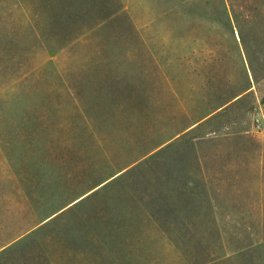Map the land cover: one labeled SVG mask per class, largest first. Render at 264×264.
<instances>
[{
  "label": "rangeland",
  "instance_id": "rangeland-1",
  "mask_svg": "<svg viewBox=\"0 0 264 264\" xmlns=\"http://www.w3.org/2000/svg\"><path fill=\"white\" fill-rule=\"evenodd\" d=\"M119 6L131 87L73 83L81 38L0 86V264H264V11Z\"/></svg>",
  "mask_w": 264,
  "mask_h": 264
},
{
  "label": "trees",
  "instance_id": "trees-1",
  "mask_svg": "<svg viewBox=\"0 0 264 264\" xmlns=\"http://www.w3.org/2000/svg\"><path fill=\"white\" fill-rule=\"evenodd\" d=\"M229 2L238 13L243 8L249 16L252 10L255 18L263 15L264 0ZM11 3L15 11L30 12L24 24L0 20V86H32L43 78L34 64L39 49L79 38L95 40V45L70 58L73 83L107 86L112 97L115 88H129L137 80L127 48L132 27L121 14L119 0H0V13L11 12Z\"/></svg>",
  "mask_w": 264,
  "mask_h": 264
}]
</instances>
